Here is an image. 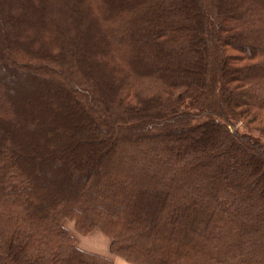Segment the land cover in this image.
Segmentation results:
<instances>
[{"label":"trees","instance_id":"trees-1","mask_svg":"<svg viewBox=\"0 0 264 264\" xmlns=\"http://www.w3.org/2000/svg\"><path fill=\"white\" fill-rule=\"evenodd\" d=\"M257 121L264 0H0V264H264Z\"/></svg>","mask_w":264,"mask_h":264},{"label":"rangeland","instance_id":"rangeland-1","mask_svg":"<svg viewBox=\"0 0 264 264\" xmlns=\"http://www.w3.org/2000/svg\"><path fill=\"white\" fill-rule=\"evenodd\" d=\"M245 125H246V123L244 125H240V129L249 131L251 134L258 137L259 140L264 144V129H259V128H262V122L257 121V122L250 124L247 127H244ZM63 224L68 229H70V231L72 232V234L74 236L75 244L79 248H82V249H85V250H88L91 252H95V253L97 251L98 254L100 253L101 255H102V253H105L106 255L108 254L109 255L108 257L111 256V258H114V264H116L117 260L119 261L122 259L110 251V245H109L110 240L107 237H105L104 235L100 234L97 230H95L89 234L82 235L80 233H77L74 230L72 221L64 220ZM94 249H98V250H94ZM101 250H104V251L100 252ZM115 258H117V259H115ZM122 260H124V259H122ZM123 264H129V263L124 262Z\"/></svg>","mask_w":264,"mask_h":264},{"label":"crops","instance_id":"crops-1","mask_svg":"<svg viewBox=\"0 0 264 264\" xmlns=\"http://www.w3.org/2000/svg\"><path fill=\"white\" fill-rule=\"evenodd\" d=\"M94 250H98V249H94ZM102 251H104V250H101L100 252H102ZM96 253H98L97 251H96ZM100 254V253H99ZM105 253H102V255H104ZM106 255V254H105ZM106 256H109L108 254L106 255ZM111 260H112V263L114 264V258H111V256L109 257ZM115 259H117V258H115ZM124 262H127V261H125V260H117V262H116V264L118 263V264H123ZM128 263V262H127ZM130 264V263H129Z\"/></svg>","mask_w":264,"mask_h":264}]
</instances>
